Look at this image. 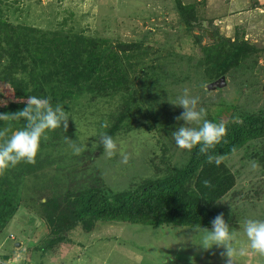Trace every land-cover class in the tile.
<instances>
[{"label": "trees", "instance_id": "trees-1", "mask_svg": "<svg viewBox=\"0 0 264 264\" xmlns=\"http://www.w3.org/2000/svg\"><path fill=\"white\" fill-rule=\"evenodd\" d=\"M10 1L0 0V84L9 89L8 103L4 102L3 95L0 96L4 99L0 102V113L15 114L23 110L31 96L50 97L53 107L60 104L68 116L76 103H81L84 110L86 105L91 108L90 104L105 101L116 106L100 122V134L107 133L114 140L122 133L134 130L133 123L137 119H148L149 131L160 129L167 137L177 130L179 114L167 100L164 82L169 74L173 79L178 78L176 72H165L167 58L158 56L150 64L146 58L149 52L143 50V42L112 45L106 38L88 37L72 30L44 31L15 25L6 18V9L1 5ZM247 1L256 9L264 7L257 0ZM176 2L180 24L188 34L203 27L202 23L207 20L206 0L189 5L181 0ZM209 22L213 23L212 20ZM213 33H207L212 39L209 45H203V35L195 36V45L201 46L202 52L199 69L193 70L189 63V70L183 72L184 76L177 84L181 79L203 84L205 81L215 83L222 77L226 81L229 75L255 73L264 48L247 40L246 31L240 27L233 38L225 37L218 29ZM219 114L209 116V113L205 118L219 123ZM69 118L67 131L62 125L47 133V141L41 140L35 165L21 162L0 176V234L23 208L22 189L26 181H33L32 193L37 194L44 207L42 221L49 230L47 239L34 247L35 253L42 254L41 261L58 251L70 232L78 229L92 232L98 222L154 229L169 226L193 229L194 225L200 224L202 228L211 229L212 219L219 214L216 205L237 185L236 176L224 159L244 151L253 143H263L264 155V112L250 113L239 116L241 122H236L234 116L223 122L227 135L213 152L223 157L219 166L208 163L206 156L199 154V146L185 150L188 157L182 165H172L173 157L164 144L153 180L144 179L135 189L110 194L106 192L102 170L92 165L94 155L87 157L86 151L81 158L87 160L82 161L80 168L69 172L74 181L61 187L65 185L64 179L56 173L63 169L57 167L62 162L61 148L69 146L66 137L78 143V132L72 116ZM105 122L109 126L101 127ZM26 123L25 120L0 121V129L8 127V136H11ZM98 145L101 156L104 147L100 136ZM88 161L91 164H87ZM152 162L155 164V159ZM91 169L94 170L92 173L89 172ZM42 180L45 185L41 187L39 182ZM204 180H209L212 186L205 187ZM27 253L25 264H32L31 253L29 250ZM1 259L7 264V257L1 256Z\"/></svg>", "mask_w": 264, "mask_h": 264}, {"label": "rangeland", "instance_id": "rangeland-1", "mask_svg": "<svg viewBox=\"0 0 264 264\" xmlns=\"http://www.w3.org/2000/svg\"><path fill=\"white\" fill-rule=\"evenodd\" d=\"M181 1L189 5L203 0ZM257 1L264 5V0ZM225 2L231 13L240 10V14L233 17L228 14L231 22H226L228 15L218 19L226 12L222 6ZM230 2L206 0V7L214 4L211 8L213 16L208 14L214 18H207L209 7H205L207 20L202 23V28L197 27L192 34H188L180 24L176 0H11L1 5L2 9H6V18L15 25L44 31L72 30L88 37L106 38L112 45L143 42V50L149 52L146 58L150 64L158 56L167 58L165 72H176L179 79L184 76L183 72L189 70V63H192V69H199L198 61L202 52L201 46L195 45L196 35H203V45H209L212 39L207 33L212 34L218 29L225 37L233 38V32L240 27L246 29L249 41L264 48V8L250 10L251 4L246 0H237L234 6L229 7ZM232 18L237 20L233 21ZM178 79L171 78L169 74L164 83L167 85V100L179 116L184 110L174 104L185 87L191 95L199 97V106L207 109V115L220 112L219 120L222 122L233 116L239 118L244 114L264 112V54L259 58L255 73H239L234 77L229 75L223 88L209 90L208 86L212 83L208 81L202 84L181 79V83L177 84ZM8 90L7 85L0 84V96L5 97V101L0 98V102L8 103ZM90 106L88 108L86 105L82 110L81 103H76L71 107L69 116H72V123L78 132L77 144L84 146L85 151L77 156L73 155L69 146L61 148L62 164L58 163L57 167L63 169L56 172L64 179L65 185L61 187L74 181L69 172L80 168L82 161L87 160L81 158L86 151L87 157L94 155L92 165L102 170L106 192L110 194L135 189L144 179L153 180L164 144L168 154L173 157L172 165H182L188 157L185 149L176 146L172 135L167 137L160 129L149 131L148 119L135 120L134 130L118 136L115 140L118 144L115 156L109 159L105 152L99 156L100 122L106 119L116 104L96 101ZM182 126H186V122L180 120L178 128ZM192 126L199 127L196 124ZM93 143L96 144L95 148L92 147ZM262 149L263 143H253L244 151L224 159L233 170L237 185L216 205L215 210L223 214L229 228L237 233L240 244H247L244 222L247 219L264 220ZM121 153L128 156L127 164L122 163ZM154 159L155 164L152 162ZM252 161L259 163L258 169L253 170ZM87 164L91 163L88 161ZM32 182L27 180L22 189L23 208L0 234L1 256L7 257V264H25L28 250L34 261L32 264H226V258L221 256L225 250L217 247L209 250L200 248L203 234L193 233L191 228L169 226L154 229L150 226L109 222H98L92 232L81 229L70 232L58 251L50 253L41 261L42 254L35 253L34 247L47 239L49 230L42 221L44 207L37 194L32 193ZM39 184L42 187L45 182L42 180ZM35 188L39 191L38 186ZM10 236L16 238V242ZM17 243H20L18 248ZM235 264H264V257L256 254L236 257Z\"/></svg>", "mask_w": 264, "mask_h": 264}, {"label": "clouds", "instance_id": "clouds-1", "mask_svg": "<svg viewBox=\"0 0 264 264\" xmlns=\"http://www.w3.org/2000/svg\"><path fill=\"white\" fill-rule=\"evenodd\" d=\"M183 108V112L177 120L186 122V126L179 127L172 133L175 144L180 149L191 151L199 146V154L207 158L208 163H215L217 166L221 163L223 157L214 155L216 145L220 144L227 135V128L221 121L214 123L206 119L207 109L199 106V97L193 96L190 90L185 87L182 94L177 97L174 104ZM69 116L64 107L56 104L53 107L51 98L28 97L27 106L15 114L0 113V121L25 120L27 123L24 128L15 131L8 136L9 128L0 129V176H3L7 170L16 167L21 162L35 165L41 140L47 141L48 132L62 127L67 131ZM236 122H241L236 119ZM196 124L199 127H193ZM107 122L101 127L107 128ZM73 155H80L85 151V147L77 144L75 141L65 138ZM100 143L104 147L107 158L111 159L116 155L118 144L111 135L107 133L100 134ZM95 148L96 144L93 143ZM233 153L236 149H232ZM122 163H128V156L121 153ZM253 170L259 168V163L251 162ZM205 187H211L209 180L202 181ZM193 233H202L200 248L204 250L213 247L223 248L225 251L221 256L226 258V264H235L236 257H244L249 254H256L264 257V220L247 219L244 222V235L247 244H240L238 235L229 228L223 214H218L211 221V230L202 228L200 224L194 225ZM240 245L237 247V245ZM6 264V262H0Z\"/></svg>", "mask_w": 264, "mask_h": 264}, {"label": "crops", "instance_id": "crops-1", "mask_svg": "<svg viewBox=\"0 0 264 264\" xmlns=\"http://www.w3.org/2000/svg\"><path fill=\"white\" fill-rule=\"evenodd\" d=\"M236 1H237V0H231V2L229 3V7L234 6V4L236 3ZM242 1H245V0H242ZM210 2H212V1H209V3H210ZM246 2H248V3L250 4L249 1L246 0ZM213 6H214V4L211 3V5H207V7H206V8L209 7V10H210V11L208 10V12H207V14H206L207 18H209V19L214 18V17H211V16H213V15L211 14V8H213ZM222 6L226 8V7L228 6V4H226V2H225V3H222ZM262 8H264V7H262ZM262 8H259V10H261ZM249 9L252 10V9H256V8H254L253 6H249ZM256 10H258V8H257ZM217 12H218V11H217ZM217 12H216V13H217ZM208 14L211 15V16H209ZM228 14H229L231 17H233V16H235V15H237V14H240V10L235 11V13H233V12L231 13V12L229 11V9L226 8V12H225V14H224L222 17H218V19H220V18H223V19H224L225 16H227ZM241 14H242V13H241ZM229 15L226 17V22L230 21V20H229V18H230ZM232 20L235 21V20H237V19H236V18H232ZM230 22H231V21H230ZM235 25H236V24H235ZM237 27H238V26H237ZM244 30H246V29H244ZM234 33H235V32H233V35H234ZM230 37H231V36H230ZM247 37H248V34H246V39L248 40ZM16 248H18V247H16Z\"/></svg>", "mask_w": 264, "mask_h": 264}, {"label": "water", "instance_id": "water-1", "mask_svg": "<svg viewBox=\"0 0 264 264\" xmlns=\"http://www.w3.org/2000/svg\"><path fill=\"white\" fill-rule=\"evenodd\" d=\"M226 84L225 77H222L215 83H212L208 86V89L223 88ZM16 247H20V243H17Z\"/></svg>", "mask_w": 264, "mask_h": 264}, {"label": "built area", "instance_id": "built-area-1", "mask_svg": "<svg viewBox=\"0 0 264 264\" xmlns=\"http://www.w3.org/2000/svg\"><path fill=\"white\" fill-rule=\"evenodd\" d=\"M11 239H15V238H13V237H11ZM1 253H2V248H1V246H0V262H4L2 259H1Z\"/></svg>", "mask_w": 264, "mask_h": 264}]
</instances>
